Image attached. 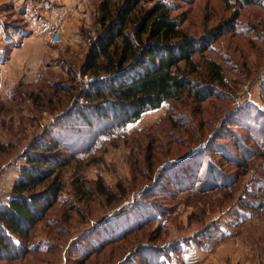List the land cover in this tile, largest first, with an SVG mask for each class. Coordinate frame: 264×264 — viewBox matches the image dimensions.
<instances>
[{"label":"rangeland","instance_id":"1","mask_svg":"<svg viewBox=\"0 0 264 264\" xmlns=\"http://www.w3.org/2000/svg\"><path fill=\"white\" fill-rule=\"evenodd\" d=\"M102 1L0 0V64L17 44L43 46L31 69L15 74L11 90L7 75L4 85L0 79V199L10 194L25 147L51 138L61 123L74 124L65 116L90 81L79 69L95 38ZM156 1L169 4L193 37L238 11L235 31L216 38L203 54L222 66L226 86L203 102L186 95L166 100L114 133L102 135L108 129L101 124L102 132L84 128L80 153L60 150L69 159L61 171L63 190L32 230L30 249L16 261L0 256V264H139L143 255L154 264H264V0H145L144 6ZM55 83L77 89L62 92ZM232 119L248 127L228 126ZM185 166L193 173L201 167L200 186L193 175H183ZM77 176L89 195L73 190ZM176 177L183 183L175 184ZM100 182L108 194L97 190ZM136 210L145 222L134 216L133 228L114 240L101 234L125 232L119 223ZM98 235L103 239H94L96 245H84Z\"/></svg>","mask_w":264,"mask_h":264},{"label":"trees","instance_id":"2","mask_svg":"<svg viewBox=\"0 0 264 264\" xmlns=\"http://www.w3.org/2000/svg\"><path fill=\"white\" fill-rule=\"evenodd\" d=\"M144 1L122 0L113 6L111 1L103 0L99 4L96 35L79 69L82 76L90 77V81L78 91L71 102V111L65 116L74 124L61 126V123V130L49 136L51 138H36L25 147L22 152L24 164L18 168L6 202H0V256L7 261H16L22 256L20 252L28 251L26 242L32 230L58 202L64 186L61 171L69 164V159L60 150L80 153L78 141L84 142V128L102 132L105 129H100L101 124L108 129L102 135L114 133L138 121L145 112L159 109L166 100H181L186 95L196 102H203L226 86L222 66L203 54L212 47L216 38L235 31L238 11L200 37H193L187 35L180 21L171 15L169 4L156 1L145 7ZM241 2L251 4L252 0ZM197 57L204 65L195 60ZM56 86L62 92L75 88L65 83H55L53 88ZM29 98L37 101L32 95ZM77 98L82 101L78 103ZM263 112L259 113L261 118H264ZM226 122L228 126L244 130L248 127L243 125L242 119ZM69 135L74 136L77 142ZM227 136L235 140L231 132ZM237 150L241 151V146L238 145ZM244 157L248 158L245 154ZM184 169L183 175L186 174L188 180L193 175L191 179L198 186L202 184L199 176L201 167L194 173L188 166ZM173 179L175 184L183 183V177ZM71 185L81 196L91 192L81 177H75ZM97 190L108 194L102 182ZM260 208H264V204ZM152 210L156 211L154 207ZM135 212L130 214L133 217L126 218V215L125 222L119 223L127 229L125 232L114 234L112 230L101 229V234L106 238L112 235L111 240H114L133 228L129 222L134 216L140 218L139 222H145V218L139 216L140 211ZM150 217L155 218V215ZM120 229L121 226H117L114 230L118 232ZM94 239L100 242L103 238L98 235L87 239L84 245H96ZM139 259L142 262L139 264H154L147 255L139 256Z\"/></svg>","mask_w":264,"mask_h":264},{"label":"crops","instance_id":"3","mask_svg":"<svg viewBox=\"0 0 264 264\" xmlns=\"http://www.w3.org/2000/svg\"><path fill=\"white\" fill-rule=\"evenodd\" d=\"M42 47H43L42 44L39 42L30 45L28 44V41H26L20 44L19 46L17 44L13 49H11L7 55L6 58L7 60L5 64H2L4 62L0 64V79H3V85H4V77H6L7 75V78H9L7 88L9 89L11 87L9 89L11 90L17 84V82L14 84V80L18 81L19 78V76L17 77L15 76V74L18 72H27V68L31 69V66H29V64L32 62L34 55L36 54L39 55L38 49H42ZM4 68L7 69L5 70ZM24 75L27 76L26 74ZM1 88H4V86H2ZM0 202H6V200L0 199Z\"/></svg>","mask_w":264,"mask_h":264},{"label":"built area","instance_id":"4","mask_svg":"<svg viewBox=\"0 0 264 264\" xmlns=\"http://www.w3.org/2000/svg\"><path fill=\"white\" fill-rule=\"evenodd\" d=\"M52 42H57L58 41V33L56 32V39L55 40H51Z\"/></svg>","mask_w":264,"mask_h":264}]
</instances>
